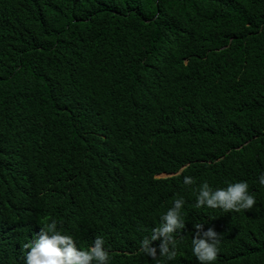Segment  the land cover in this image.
Returning a JSON list of instances; mask_svg holds the SVG:
<instances>
[{"label": "trees", "instance_id": "trees-1", "mask_svg": "<svg viewBox=\"0 0 264 264\" xmlns=\"http://www.w3.org/2000/svg\"><path fill=\"white\" fill-rule=\"evenodd\" d=\"M262 174L264 0H0V264L53 219L155 264L140 242L176 195L168 264H199L194 223L221 233L214 264H264ZM239 180L251 209L194 207Z\"/></svg>", "mask_w": 264, "mask_h": 264}, {"label": "clouds", "instance_id": "clouds-1", "mask_svg": "<svg viewBox=\"0 0 264 264\" xmlns=\"http://www.w3.org/2000/svg\"><path fill=\"white\" fill-rule=\"evenodd\" d=\"M166 176H170L166 174ZM163 177V175H162ZM259 183L264 185V174ZM183 183L191 185L193 178L184 176ZM256 203L245 180L228 183L226 187L213 188L207 181L199 184L194 207L207 206L223 210L251 209ZM185 198L176 195L170 207L162 212L159 224L140 242V251L151 257L155 264H168L178 255L177 234L183 238L185 229L183 206ZM195 233L191 239V252L199 264H214L218 253L221 233L214 227L205 229L204 223H194ZM159 241L158 244H153ZM26 250L23 264H110L111 256L103 236H96L87 248L77 246L72 235L58 228L57 220L45 221L38 234L23 245Z\"/></svg>", "mask_w": 264, "mask_h": 264}, {"label": "rangeland", "instance_id": "rangeland-1", "mask_svg": "<svg viewBox=\"0 0 264 264\" xmlns=\"http://www.w3.org/2000/svg\"><path fill=\"white\" fill-rule=\"evenodd\" d=\"M163 177H165V175H163Z\"/></svg>", "mask_w": 264, "mask_h": 264}]
</instances>
